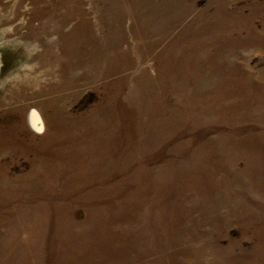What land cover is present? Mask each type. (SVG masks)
Listing matches in <instances>:
<instances>
[{
    "label": "rangeland",
    "instance_id": "1",
    "mask_svg": "<svg viewBox=\"0 0 264 264\" xmlns=\"http://www.w3.org/2000/svg\"><path fill=\"white\" fill-rule=\"evenodd\" d=\"M0 264H264V0H0Z\"/></svg>",
    "mask_w": 264,
    "mask_h": 264
},
{
    "label": "bare ground",
    "instance_id": "2",
    "mask_svg": "<svg viewBox=\"0 0 264 264\" xmlns=\"http://www.w3.org/2000/svg\"><path fill=\"white\" fill-rule=\"evenodd\" d=\"M34 117H35V116H34ZM34 120H35V119H34ZM35 125L38 126V128H39V123H37L36 121H35Z\"/></svg>",
    "mask_w": 264,
    "mask_h": 264
}]
</instances>
